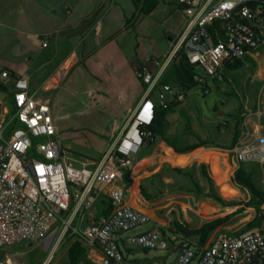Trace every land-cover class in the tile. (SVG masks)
Listing matches in <instances>:
<instances>
[{"label": "crops", "instance_id": "crops-1", "mask_svg": "<svg viewBox=\"0 0 264 264\" xmlns=\"http://www.w3.org/2000/svg\"><path fill=\"white\" fill-rule=\"evenodd\" d=\"M158 1L159 5L149 15H142L133 0H0V74L9 71L14 77L27 78L30 90L38 92L41 101L51 103L63 148L67 141L73 140L72 134L68 136L66 132L74 130L73 124L63 121L71 117L67 111L77 103L96 106L98 113L105 116L106 109H113L111 116L101 121V128L96 130L109 139L111 145L129 129L131 117L147 94L146 86L137 77V65L148 55L163 60L189 30L190 18L184 8L179 7L178 0ZM162 7L167 16L159 20L156 14ZM245 57L255 66L243 58L239 69L225 66L221 81H206L210 93L213 86L222 88L227 71L245 69L248 85L258 88L257 97L250 96L246 89L242 104L229 107L225 102L221 105L223 120L215 123L219 135L214 142L225 149L200 147L189 154H178L173 147L156 140L153 147L142 148V157L136 156V164L130 172L133 182L130 186L124 182L126 201L151 216L150 227L136 233L168 229L175 220L199 228L227 214L223 211L225 207L212 199L198 197L193 181L173 172L174 168H193L196 183L207 193L212 184L201 174L200 167L205 164L216 193L238 202L246 200L237 198V188L232 185L234 172L240 165H245L257 181L263 177L264 182V164H242L233 153L232 130L237 115L243 118L239 139L246 131L264 132V99L260 101L259 97V93L264 97V45ZM171 66L164 70L163 76ZM6 89L0 87V109L9 113V92H13V85ZM230 95L239 99L236 93ZM188 97L189 93L175 111L185 105ZM167 119L168 135L178 136L171 124L180 123V117L171 119L170 114ZM228 173L230 176L226 178ZM141 187L151 196L150 201L142 196ZM228 188L233 195L227 196ZM241 207H231L235 217L241 214L238 212ZM93 217H100L96 206L86 225ZM229 229L221 227L210 241L217 233H237ZM130 234L135 233L127 235ZM120 246L126 259L137 261L159 260L169 264L179 253H171L172 249L166 253L135 250L127 247L123 239ZM152 253L155 255L151 256Z\"/></svg>", "mask_w": 264, "mask_h": 264}, {"label": "built area", "instance_id": "built-area-1", "mask_svg": "<svg viewBox=\"0 0 264 264\" xmlns=\"http://www.w3.org/2000/svg\"><path fill=\"white\" fill-rule=\"evenodd\" d=\"M251 1L255 0H178L190 18L186 36L163 60L148 55L137 65V77L147 94L129 129L98 162L83 167L66 157L51 103L30 90L27 78H16L9 71L0 74L1 85H13L16 107L13 117L0 109V264H15L10 257L14 249L39 244L49 248L55 237L68 231L86 248L81 264H163L124 256L122 239L135 250L166 253L170 249L160 228L127 235L148 225L151 216L126 201L125 174L134 168L141 149L156 141L148 130L156 104L167 109L186 100L183 86L161 84L164 70L180 53L184 51L195 65V80L206 85L208 79L222 80L227 63L264 45V0L257 6H249ZM216 22H221L224 33L217 42L208 32ZM13 120L20 126L8 132ZM233 153L242 164H264V132L243 133ZM101 196L111 202V212L93 217L86 225ZM169 264H264V222L242 233H217L199 254L185 244Z\"/></svg>", "mask_w": 264, "mask_h": 264}, {"label": "trees", "instance_id": "trees-1", "mask_svg": "<svg viewBox=\"0 0 264 264\" xmlns=\"http://www.w3.org/2000/svg\"><path fill=\"white\" fill-rule=\"evenodd\" d=\"M133 1L138 5V7H140V13L142 15H149L159 5L158 0H133ZM257 1L260 0L251 1L248 3V5L257 6ZM179 7L183 8L181 4H179ZM234 18L238 19L237 16H234ZM208 32L216 42L220 41L224 37L221 22H216L213 25L209 26ZM246 58L247 57H244V60ZM245 61L250 62V64L255 66L253 61L251 60H245ZM242 64L243 62L240 59L233 64L227 63L226 67H228L231 70L239 69L242 66ZM196 75H197V69L195 65H192L189 62L187 55L183 51L182 53H180V58L172 63V66L170 67V71H168V73L165 74V76H163L161 84L181 85L189 93L193 89L202 88V86L206 87V85H201L195 80ZM222 79H224V76ZM0 87L3 90H7L6 89L7 86H3L0 84ZM202 89L204 91V88ZM9 96L11 103L9 116L13 117L16 113V107L13 100L14 94L12 90L11 92H9ZM180 105L181 103L172 104L170 105L169 108L164 109L162 105L156 104L154 121L152 125L148 128V130L152 132L156 140H161L166 144H168L169 146L173 147L178 154H189L200 147H215V148L225 149V147L217 145L214 141H211L209 139H202L191 128H187L186 131H188L189 135L195 137L197 142L193 144L185 143L183 146H178L177 144H175L171 136H169L167 133V129L169 126V121L167 118L171 113L175 112V109ZM236 118H237V123L234 129L232 130L233 147H235L241 136V125L243 121V118L240 114L237 115ZM19 126L20 125L18 121L13 120L8 127V132L15 130ZM220 126L218 128H220ZM36 143L37 142L35 141L34 144ZM154 144L155 143H152L145 147L151 148L154 146ZM142 151L143 149H141V151L137 155L139 158L143 156ZM193 170H194L193 168L182 169L177 167L174 168L172 171L179 175L188 177L190 180H192L198 197L212 199L213 201L222 205L223 207L242 206L238 210L239 213H242L247 208H251L255 211V216L253 217V219L247 223V225L242 231H239L237 233H242L251 230L253 228H256L264 222V186H260L258 184L253 173L250 170H248L245 165H240V167L234 172V177L232 180L233 187L247 194V196L245 197L246 200L243 202L241 201L238 202L234 199L225 198L219 195L218 193H216V190L214 188L215 186L214 182L212 181L211 177L207 172L206 165L203 164L200 167L201 174L204 177V179H206L208 182H211L212 184L211 190L206 193L205 190L198 183H196L192 172ZM130 175H131L130 173L125 174V183L127 186H130L133 182ZM140 192L146 200L149 201L151 200V196L147 194L145 187H141ZM95 206L97 207L98 215L100 217L109 215V213L112 210L111 202L109 201V199H107L104 196H101L97 200ZM230 218L231 216L209 220L203 223L199 228H194L189 223L175 220L172 222V224L168 229H163V234L165 238L169 241L170 244L169 250L177 246L179 243L184 242L186 245L195 248V251L199 254V252H201L207 246L212 235L218 229L225 226ZM68 242H69V247L67 250V264H81L82 262H84L86 260V248L83 242L80 241L76 236H70V233H68Z\"/></svg>", "mask_w": 264, "mask_h": 264}, {"label": "rangeland", "instance_id": "rangeland-1", "mask_svg": "<svg viewBox=\"0 0 264 264\" xmlns=\"http://www.w3.org/2000/svg\"><path fill=\"white\" fill-rule=\"evenodd\" d=\"M163 7L157 12L156 18L164 20L167 16L163 12ZM178 24V23H177ZM160 37V34L158 35ZM245 69L237 70L235 72L227 71L226 81H224L222 88L213 86L211 92L204 96L200 88L193 89L189 92V97L185 105L171 113V119L180 117V123L172 122L171 127L175 130L178 136H171L172 140L178 146H183L185 143H190L196 140L195 137L188 134L187 128H191L197 135L206 137L211 141L218 139V131L215 123L222 121L221 105L225 102L229 103V107L236 104H242L243 98L246 97V89L249 90V95L256 97L258 88L255 85H248L246 81ZM230 93L238 94L239 99L230 95ZM260 101L264 97L259 93ZM218 107V108H216ZM216 108V109H215ZM60 110V109H59ZM113 109H106L105 114L98 113L96 106L92 107L89 103H77L67 112L71 116L69 119L64 120V124H73L74 130L67 131L68 136H73L72 141H67L65 144L66 157L76 163L77 167H83V164H92L98 162L105 153L104 150L111 145L107 138L101 136L98 127L101 128L100 122H105L111 115ZM74 133V134H73ZM93 168V167H90ZM228 178L230 174L226 175ZM231 185V181H228ZM260 186H264L263 177L257 181ZM227 184V185H229ZM233 195L231 189H227ZM238 199H244L247 194L237 189L235 193ZM231 207H225L223 210L227 214L222 215L220 218L231 216L225 226L230 227L229 231L239 232L242 231L247 223L255 216V211H245L238 217L235 213L231 212ZM243 221V222H241ZM149 225H144L138 230L131 231H144L148 229ZM70 233V231H68ZM68 233L64 236L58 235L52 241L49 248L44 244H39L35 247L23 246L14 249L10 257L15 264H67V250L69 247ZM155 254H151L153 256Z\"/></svg>", "mask_w": 264, "mask_h": 264}, {"label": "water", "instance_id": "water-1", "mask_svg": "<svg viewBox=\"0 0 264 264\" xmlns=\"http://www.w3.org/2000/svg\"><path fill=\"white\" fill-rule=\"evenodd\" d=\"M184 245H185L184 242L179 243L177 246L172 248L171 253L178 252L180 250V248H182Z\"/></svg>", "mask_w": 264, "mask_h": 264}]
</instances>
